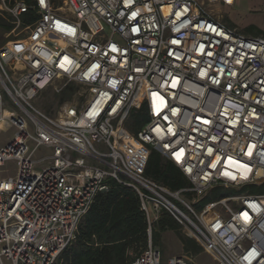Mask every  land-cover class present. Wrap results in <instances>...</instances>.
Here are the masks:
<instances>
[{
    "label": "built area",
    "instance_id": "obj_1",
    "mask_svg": "<svg viewBox=\"0 0 264 264\" xmlns=\"http://www.w3.org/2000/svg\"><path fill=\"white\" fill-rule=\"evenodd\" d=\"M238 0H0V264H62L111 182L135 191L148 247L131 264L167 261L152 243L163 212L216 260L264 264V37L222 23ZM78 90L56 116L47 90ZM142 102L147 122L128 129ZM207 121V123H205ZM189 186L146 176L152 151ZM179 157V158H178ZM227 173V174H226ZM235 179H232V177ZM217 188L233 194L207 202Z\"/></svg>",
    "mask_w": 264,
    "mask_h": 264
},
{
    "label": "trees",
    "instance_id": "obj_2",
    "mask_svg": "<svg viewBox=\"0 0 264 264\" xmlns=\"http://www.w3.org/2000/svg\"><path fill=\"white\" fill-rule=\"evenodd\" d=\"M11 28L7 21L0 18L1 45L3 34ZM247 32L252 36L264 37V32L256 27H251ZM77 90L78 87L72 85L61 94L62 96L56 94L61 96L59 107L72 101ZM42 107L46 112H50L52 108L48 103H43ZM146 122V110L144 104L140 102L130 117L128 129L132 134H137ZM146 176L173 191L189 186V182L181 171L154 150L149 157ZM241 192L264 195V183L248 186ZM231 194H233L231 190L217 188L197 207L200 208L209 201ZM182 230L183 228L170 214L163 212L153 227L152 243L159 248L162 236L167 232H173L177 235L186 254L192 256L201 254L203 248L195 239L183 235ZM148 241L147 220L138 194L111 182L110 190L96 197L80 223L75 242L62 255L61 261L62 264H131L147 249Z\"/></svg>",
    "mask_w": 264,
    "mask_h": 264
},
{
    "label": "rangeland",
    "instance_id": "obj_3",
    "mask_svg": "<svg viewBox=\"0 0 264 264\" xmlns=\"http://www.w3.org/2000/svg\"><path fill=\"white\" fill-rule=\"evenodd\" d=\"M222 23L228 27L235 28L238 31L251 35L247 31L251 27H256L264 32V0H240L239 4L234 8V10H226V13L222 15ZM261 24L263 28L257 26H250V23ZM4 40V37H3ZM3 42V41H2ZM59 95V94H58ZM56 95L51 90L46 91L39 99L35 101V106L38 107L44 113L50 116H56L60 109V99L61 96ZM43 103H48L51 105V111L46 112L42 105ZM16 130L14 128H4L0 131V149L4 147L9 140H11L16 135ZM18 164L16 162H8L5 166L0 169V178L17 179ZM182 234L188 236L183 230ZM163 260L167 261L171 257L177 255H187L192 259L194 264H216V260L210 254H208L204 249L199 255H189L183 251L182 245L173 232H167L162 236V242L159 246Z\"/></svg>",
    "mask_w": 264,
    "mask_h": 264
},
{
    "label": "crops",
    "instance_id": "obj_4",
    "mask_svg": "<svg viewBox=\"0 0 264 264\" xmlns=\"http://www.w3.org/2000/svg\"><path fill=\"white\" fill-rule=\"evenodd\" d=\"M239 2H240V0H238L237 3H236V5L234 7H232V8L220 7V9L222 10L223 14H225L226 13V10H231V11L234 10V8L239 4ZM248 25H250V26H257V27L263 28V26L261 24H256V23H253V22L250 23V24H248Z\"/></svg>",
    "mask_w": 264,
    "mask_h": 264
},
{
    "label": "snow or ice",
    "instance_id": "obj_5",
    "mask_svg": "<svg viewBox=\"0 0 264 264\" xmlns=\"http://www.w3.org/2000/svg\"><path fill=\"white\" fill-rule=\"evenodd\" d=\"M41 3H43V0H41ZM205 123H207V121H205ZM179 158V157H178ZM227 174V173H226ZM232 179H235V177L233 176Z\"/></svg>",
    "mask_w": 264,
    "mask_h": 264
}]
</instances>
